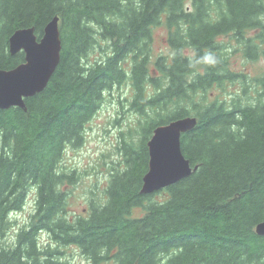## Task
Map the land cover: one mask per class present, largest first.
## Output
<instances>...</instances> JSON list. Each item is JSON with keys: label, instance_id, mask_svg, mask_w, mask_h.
Instances as JSON below:
<instances>
[{"label": "trees", "instance_id": "16d2710c", "mask_svg": "<svg viewBox=\"0 0 264 264\" xmlns=\"http://www.w3.org/2000/svg\"><path fill=\"white\" fill-rule=\"evenodd\" d=\"M56 16L61 60L46 89L26 100L27 111L0 110V231L36 191L32 222L14 248L0 246V264H71L59 251L69 245L89 264H264L256 233L264 222V77L231 60L236 50L251 61L264 56V0H0V69L25 61L24 52L10 53L15 31L35 28L40 39ZM162 23L171 54L153 58ZM98 36L111 54L90 60ZM206 51L220 63L190 68ZM127 79L142 138L119 148L106 202L70 218L63 187L73 179L60 160ZM190 116L197 124L182 135V151L198 170L142 195L154 130ZM42 232L56 248L41 247Z\"/></svg>", "mask_w": 264, "mask_h": 264}, {"label": "rangeland", "instance_id": "374dc122", "mask_svg": "<svg viewBox=\"0 0 264 264\" xmlns=\"http://www.w3.org/2000/svg\"><path fill=\"white\" fill-rule=\"evenodd\" d=\"M258 31L248 32L254 36ZM168 28L164 23L153 31L152 57L162 54L170 55L168 43ZM227 37L224 41H227ZM109 42L98 36V44L89 53V59L107 57L111 54ZM232 66L238 71L248 72L252 77H264V56L256 61L245 59L236 50L231 55ZM129 62L130 59H127ZM127 62V63H128ZM240 88L235 85L232 88ZM134 90L127 79L122 85L114 87L105 95L104 101L95 116L87 123L81 146H67L60 160V173L72 177L73 182L66 181L64 190L67 193L69 217L87 215L90 205H100L106 202V189L114 173V169L122 161L121 148L123 143L137 145L141 138L144 117L132 106ZM193 117V116H192ZM166 125V124H165ZM156 195L155 200L160 199ZM36 191L31 190L23 209L10 215L9 225L0 231V244L6 248H14L18 243V235L22 229H28L35 214ZM136 214H141L138 210ZM41 247L56 248L51 236L42 232L39 234ZM62 258L71 264H89L86 256L74 245L62 246L59 250ZM101 264H115L113 260Z\"/></svg>", "mask_w": 264, "mask_h": 264}, {"label": "water", "instance_id": "95a60500", "mask_svg": "<svg viewBox=\"0 0 264 264\" xmlns=\"http://www.w3.org/2000/svg\"><path fill=\"white\" fill-rule=\"evenodd\" d=\"M60 17H54L39 39L35 28L19 29L9 39L12 55L24 52V63L10 70L0 69V110L27 111L26 100L42 93L61 60ZM196 117H186L158 126L148 141L149 171L143 179L142 195H152L190 177L192 168L182 151V135L192 131ZM264 237V222L256 227Z\"/></svg>", "mask_w": 264, "mask_h": 264}, {"label": "clouds", "instance_id": "9594fccd", "mask_svg": "<svg viewBox=\"0 0 264 264\" xmlns=\"http://www.w3.org/2000/svg\"><path fill=\"white\" fill-rule=\"evenodd\" d=\"M219 59L211 51H206L203 55L196 58L194 61H190L189 67L195 68L197 65H203L207 68H214L219 64Z\"/></svg>", "mask_w": 264, "mask_h": 264}, {"label": "flooded vegetation", "instance_id": "af4514ba", "mask_svg": "<svg viewBox=\"0 0 264 264\" xmlns=\"http://www.w3.org/2000/svg\"><path fill=\"white\" fill-rule=\"evenodd\" d=\"M1 247H4L2 244H0Z\"/></svg>", "mask_w": 264, "mask_h": 264}, {"label": "bare ground", "instance_id": "6f19581e", "mask_svg": "<svg viewBox=\"0 0 264 264\" xmlns=\"http://www.w3.org/2000/svg\"><path fill=\"white\" fill-rule=\"evenodd\" d=\"M145 177V176H144ZM262 223V222H261ZM258 226V225H257ZM257 233V232H256ZM258 235V234H257Z\"/></svg>", "mask_w": 264, "mask_h": 264}]
</instances>
